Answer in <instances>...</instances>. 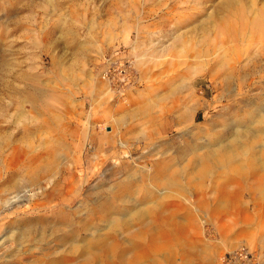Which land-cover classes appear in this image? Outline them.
<instances>
[{
  "label": "rangeland",
  "instance_id": "rangeland-1",
  "mask_svg": "<svg viewBox=\"0 0 264 264\" xmlns=\"http://www.w3.org/2000/svg\"><path fill=\"white\" fill-rule=\"evenodd\" d=\"M258 95L264 0H0V264L42 250L64 264H219L240 244L264 259L252 180L225 179L226 205L221 177L153 180L187 162L193 127L218 132Z\"/></svg>",
  "mask_w": 264,
  "mask_h": 264
},
{
  "label": "bare ground",
  "instance_id": "bare-ground-1",
  "mask_svg": "<svg viewBox=\"0 0 264 264\" xmlns=\"http://www.w3.org/2000/svg\"><path fill=\"white\" fill-rule=\"evenodd\" d=\"M259 99L263 98L258 95L256 96V100L247 101L246 104H244V108L241 110L236 106H231L232 110L227 117L230 120V124H224L223 128L218 132L212 131L211 127L213 123L205 129L202 126L193 127L192 136H194V144L189 143L184 150L186 151L185 153L188 152L190 155L187 162L182 164L181 167L180 165L175 167L170 162L163 163L159 166V169L155 168L158 172L155 171L157 174H155V179L153 180L160 182L162 181L161 179H163V184L171 185L174 184L177 179L185 176L186 179L191 180L195 184L202 185L207 179L214 182L218 177H221L223 178V190L222 195L219 196L221 198L217 200L216 205L222 202L226 205L229 201L231 202L230 198L236 194V190L233 189L234 187L231 186L230 188L224 183L225 179L226 181H228V179L231 180V175H239L242 179L252 180L251 184L243 189L248 190L250 193L252 192L253 196H255L254 190L251 191L253 185L258 186L264 192V101ZM196 105V102L191 101L189 107L180 113L179 119L185 120L190 109L196 107ZM122 117L124 116L120 118ZM202 136L203 141H200L202 140L200 139ZM159 176L160 179H158ZM119 191L124 193V190L120 188ZM129 194L130 191H126L123 196ZM256 202L258 201L255 200L254 204ZM145 212L146 210H141V213L144 214ZM118 223V220L112 219L109 221V227L114 229L118 226ZM93 241L94 240L91 242L93 243ZM100 243V246L108 251V253L113 252L115 248L114 243L106 245L102 240H100ZM130 244L131 248L137 246L135 242H131ZM88 246L89 244L87 243L84 247L87 248ZM138 254L143 255V252L138 251V253L135 254L136 258H139ZM48 255H50L49 251L42 250L40 255H36L33 258L32 263H66L63 255H59L55 259L47 261L46 258ZM262 261V264H264L263 258ZM18 264L25 263L18 260Z\"/></svg>",
  "mask_w": 264,
  "mask_h": 264
},
{
  "label": "built area",
  "instance_id": "built-area-1",
  "mask_svg": "<svg viewBox=\"0 0 264 264\" xmlns=\"http://www.w3.org/2000/svg\"><path fill=\"white\" fill-rule=\"evenodd\" d=\"M261 252L246 244L225 251L220 256V264H262Z\"/></svg>",
  "mask_w": 264,
  "mask_h": 264
},
{
  "label": "crops",
  "instance_id": "crops-1",
  "mask_svg": "<svg viewBox=\"0 0 264 264\" xmlns=\"http://www.w3.org/2000/svg\"><path fill=\"white\" fill-rule=\"evenodd\" d=\"M138 61H140V60H138Z\"/></svg>",
  "mask_w": 264,
  "mask_h": 264
}]
</instances>
